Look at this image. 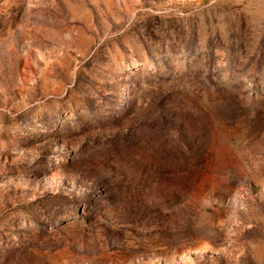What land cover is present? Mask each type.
Here are the masks:
<instances>
[{
    "label": "rangeland",
    "instance_id": "rangeland-1",
    "mask_svg": "<svg viewBox=\"0 0 264 264\" xmlns=\"http://www.w3.org/2000/svg\"><path fill=\"white\" fill-rule=\"evenodd\" d=\"M0 264H264V0H0Z\"/></svg>",
    "mask_w": 264,
    "mask_h": 264
}]
</instances>
